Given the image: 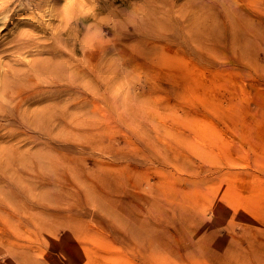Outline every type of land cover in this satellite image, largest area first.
Here are the masks:
<instances>
[{
	"label": "rangeland",
	"instance_id": "rangeland-1",
	"mask_svg": "<svg viewBox=\"0 0 264 264\" xmlns=\"http://www.w3.org/2000/svg\"><path fill=\"white\" fill-rule=\"evenodd\" d=\"M25 2L78 105L0 116V264H264V0Z\"/></svg>",
	"mask_w": 264,
	"mask_h": 264
},
{
	"label": "bare ground",
	"instance_id": "bare-ground-1",
	"mask_svg": "<svg viewBox=\"0 0 264 264\" xmlns=\"http://www.w3.org/2000/svg\"><path fill=\"white\" fill-rule=\"evenodd\" d=\"M153 1L155 3L159 0ZM198 1L193 4L199 6L200 9L203 8L202 17L197 25L187 26L188 31H192L195 26H198L196 30L201 31L209 24V22L207 23L208 19L204 16L203 0ZM117 2L120 3V6L125 7L132 4V0H113V3ZM14 3L13 0L0 3L1 30L7 29L8 25H11L20 14L28 11L29 4L25 0H19L18 5ZM97 11H102V7L94 10V12ZM75 24L78 26L79 22ZM73 46L72 56L68 60H64L63 53L55 48L42 47V50L32 51L34 46L29 36L21 32H16L14 35L9 34L8 37L0 41V116H10L13 112H21L23 116L30 114L32 111L29 109L32 101L37 103L57 101V98L61 97L60 94L56 96L40 95L42 91L38 82L40 76H47L51 86L70 90L67 98L68 103L70 107H76L78 105V88L75 84L78 79L75 76V71L78 63L74 56L77 55L78 48L75 42H73ZM32 56L33 60H28V57ZM7 126L8 134L6 137H0L1 141L11 137L9 133L13 123H8Z\"/></svg>",
	"mask_w": 264,
	"mask_h": 264
}]
</instances>
